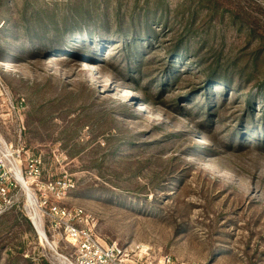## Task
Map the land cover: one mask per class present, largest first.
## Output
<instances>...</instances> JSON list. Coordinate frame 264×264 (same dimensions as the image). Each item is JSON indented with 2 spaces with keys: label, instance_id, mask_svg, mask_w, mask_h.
I'll use <instances>...</instances> for the list:
<instances>
[{
  "label": "rangeland",
  "instance_id": "obj_1",
  "mask_svg": "<svg viewBox=\"0 0 264 264\" xmlns=\"http://www.w3.org/2000/svg\"><path fill=\"white\" fill-rule=\"evenodd\" d=\"M0 81L1 135L104 242L264 264V0H0ZM10 195L0 264H62Z\"/></svg>",
  "mask_w": 264,
  "mask_h": 264
},
{
  "label": "built area",
  "instance_id": "obj_2",
  "mask_svg": "<svg viewBox=\"0 0 264 264\" xmlns=\"http://www.w3.org/2000/svg\"><path fill=\"white\" fill-rule=\"evenodd\" d=\"M0 95L6 96V106L11 113L24 110L23 101L14 103L1 81ZM41 171L40 158L31 155L24 158L23 149L8 142L0 133V202L9 205L11 192L22 189L26 193V188H29L44 234L49 235L55 249L60 243L64 245V258L68 264H137L145 258L146 251L140 246L123 247L116 242L106 243L100 239L89 213L80 207L62 206L61 203L74 188L71 181L56 180L41 188ZM34 186L38 187L39 193L43 190L38 197L34 193ZM170 262L169 258H165L163 264Z\"/></svg>",
  "mask_w": 264,
  "mask_h": 264
},
{
  "label": "bare ground",
  "instance_id": "obj_3",
  "mask_svg": "<svg viewBox=\"0 0 264 264\" xmlns=\"http://www.w3.org/2000/svg\"><path fill=\"white\" fill-rule=\"evenodd\" d=\"M24 185H25V184H24ZM25 187H26V186H25ZM26 189H27V188H26ZM28 189H29V188H28ZM28 191H29V190H28ZM28 191H27V192L25 191V192H26V195L28 196V197H27V201H26V205H25L27 215H28V217H30V219L34 222V224H35V226H36V228H37V231H38L39 234H40L39 239H40L41 243H42L43 245L47 246L46 243L44 242V239H43L42 235H41V234L44 233V232H43V229H42V227H41V225H40V222H39V216H38V211H37L36 203H35V201H34L33 196H32ZM31 196H32V197H31ZM46 240H47V238H46ZM47 243H48L49 246L53 249L52 245L48 242V240H47ZM50 247L47 246V248H48L49 250H51ZM53 250H54V249H53ZM59 261H60L62 264H68L67 261L64 260V258L62 259V256H59Z\"/></svg>",
  "mask_w": 264,
  "mask_h": 264
},
{
  "label": "water",
  "instance_id": "obj_4",
  "mask_svg": "<svg viewBox=\"0 0 264 264\" xmlns=\"http://www.w3.org/2000/svg\"><path fill=\"white\" fill-rule=\"evenodd\" d=\"M33 226H34V225H33ZM34 229H35V232L37 233V235L40 236L39 232L37 231L36 226H34ZM41 235H42V237H43L44 242L46 243V245H47L48 247H50L49 244L47 243V240H46V236H45V234L42 233ZM50 249H51V251L54 252V250H53L51 247H50ZM54 253H55V255L57 256V253H56V252H54ZM58 259H59V256H57V260H58Z\"/></svg>",
  "mask_w": 264,
  "mask_h": 264
},
{
  "label": "trees",
  "instance_id": "obj_5",
  "mask_svg": "<svg viewBox=\"0 0 264 264\" xmlns=\"http://www.w3.org/2000/svg\"><path fill=\"white\" fill-rule=\"evenodd\" d=\"M208 83H213V82H212V81H210V80H208ZM222 83H223V84H225V83H224V81H222Z\"/></svg>",
  "mask_w": 264,
  "mask_h": 264
}]
</instances>
